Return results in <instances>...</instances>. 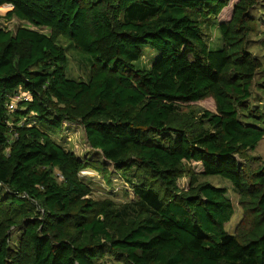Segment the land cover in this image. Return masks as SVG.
Wrapping results in <instances>:
<instances>
[{
    "label": "trees",
    "instance_id": "1",
    "mask_svg": "<svg viewBox=\"0 0 264 264\" xmlns=\"http://www.w3.org/2000/svg\"><path fill=\"white\" fill-rule=\"evenodd\" d=\"M229 1L0 0L7 18L49 30L0 27V264L107 255L123 264H264V159L247 156L264 139V69L248 38L259 0H235L230 18L217 19ZM60 37L87 55L86 78L68 75ZM145 45L156 51L148 67L136 64ZM252 88L262 94L255 104ZM19 92L27 99L9 110ZM208 96L215 111L184 110ZM71 126L101 155L103 178L132 191L128 204L91 196L79 173L94 165L54 139ZM184 162L201 166L185 189ZM199 175L229 180L246 231L225 229L234 213L227 188Z\"/></svg>",
    "mask_w": 264,
    "mask_h": 264
},
{
    "label": "rangeland",
    "instance_id": "2",
    "mask_svg": "<svg viewBox=\"0 0 264 264\" xmlns=\"http://www.w3.org/2000/svg\"><path fill=\"white\" fill-rule=\"evenodd\" d=\"M235 0H230L228 5L223 8L221 13L217 16V19L220 20H228L232 13V7ZM259 5L256 8H253L251 12L258 18V25L255 28L254 32L249 35V45L250 50L253 54L258 56L262 63V69H264V0L258 1ZM10 9L9 5H1L0 6V27L9 29L14 31L18 26H26L31 28L33 27L31 24L26 21L19 20L15 17L7 18L6 12ZM44 33H49L47 28H37ZM210 35V43L214 45L219 44V32L217 29L212 26L209 29ZM58 41L63 46L67 47L68 53V75L73 78H86L89 73V61L87 59V55L77 51L72 46L69 45V41L63 37L58 38ZM143 56L138 60L136 64L139 66L148 67L151 59L154 55H156V51L150 48L149 46H144L143 48ZM253 95L250 99L251 103H258L257 98L261 97V93L255 91L252 88ZM257 94V95H256ZM207 109L210 111H215V104L212 97L208 96L203 99H200L195 102H189L184 105V110L190 109ZM54 139L64 145L65 148L73 151L82 159H87L94 166H88V168L80 171V177L88 183V185L92 189L91 196L93 198H110L114 201L117 207H122L130 202L131 198H133L132 191L129 187L116 177H112L110 182L105 180L100 171L97 170V165L102 162L101 155L90 149L83 138V134L81 129L76 126L64 127L60 130L59 133L54 135ZM12 141V137L9 136V142ZM8 146L4 148L7 151ZM257 156L260 159H264V139H261L254 150L249 151L247 156ZM258 162L252 164V168L256 167ZM184 173L179 176L178 186L180 188H186L189 181V172L198 173L201 171V166L197 162L187 163L184 162ZM56 174V180L59 181L61 179L59 173L54 171ZM198 179L206 180L216 186H224L227 188L228 196L230 197L234 213L230 220L225 223V229L230 233H240L242 231H246L249 228V217L244 215L243 209L239 203V195L232 187L229 180L219 176V175H199ZM17 233L14 234V239L17 237ZM95 264H123L122 261L115 260L113 256L107 255L104 258L97 261Z\"/></svg>",
    "mask_w": 264,
    "mask_h": 264
},
{
    "label": "built area",
    "instance_id": "3",
    "mask_svg": "<svg viewBox=\"0 0 264 264\" xmlns=\"http://www.w3.org/2000/svg\"><path fill=\"white\" fill-rule=\"evenodd\" d=\"M28 95L25 92H19L18 94L14 95V97H12L10 99V101L7 104V107L9 110H12L15 106H16V102L20 99V98H25L27 99Z\"/></svg>",
    "mask_w": 264,
    "mask_h": 264
}]
</instances>
